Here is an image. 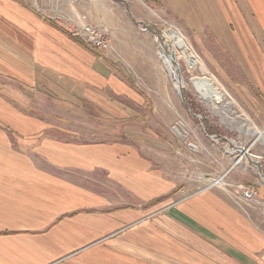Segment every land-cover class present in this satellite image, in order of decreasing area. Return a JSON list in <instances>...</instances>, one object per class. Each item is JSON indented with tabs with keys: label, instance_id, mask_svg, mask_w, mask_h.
<instances>
[{
	"label": "crops",
	"instance_id": "0c3cea01",
	"mask_svg": "<svg viewBox=\"0 0 264 264\" xmlns=\"http://www.w3.org/2000/svg\"><path fill=\"white\" fill-rule=\"evenodd\" d=\"M154 1L264 101V0ZM40 4L0 0V264H264V220L229 190L185 193L129 139L80 138L95 111L128 133L144 100Z\"/></svg>",
	"mask_w": 264,
	"mask_h": 264
},
{
	"label": "rangeland",
	"instance_id": "374dc122",
	"mask_svg": "<svg viewBox=\"0 0 264 264\" xmlns=\"http://www.w3.org/2000/svg\"><path fill=\"white\" fill-rule=\"evenodd\" d=\"M46 3L40 4L39 10L65 26H70L74 19L82 22L86 15L92 24L105 29L116 52H92L105 57L108 66L144 100V104H133L135 112L127 120L131 124L128 133L122 125L125 120H108L91 111L94 114L91 123L78 127L88 132L80 138L129 139L142 154L181 183L185 193L210 189L204 187L224 176L222 185L212 187L229 190L238 204L244 191L264 183V101L258 94L249 93L242 85L223 77L209 62L206 47L196 45L166 12L160 11L156 1L46 0ZM75 13L83 15L76 17ZM143 24L161 33L174 25L184 35L182 38L178 33H167L174 53L172 62L175 59L180 65L183 78L179 86L185 101L162 65L152 32L143 30ZM92 124H96V130ZM99 129L103 133L95 135ZM242 205L263 219L256 203Z\"/></svg>",
	"mask_w": 264,
	"mask_h": 264
},
{
	"label": "built area",
	"instance_id": "2783aa9c",
	"mask_svg": "<svg viewBox=\"0 0 264 264\" xmlns=\"http://www.w3.org/2000/svg\"><path fill=\"white\" fill-rule=\"evenodd\" d=\"M82 18H83L82 22L75 20V19L72 20L71 25H70L72 35L74 37L80 38L84 42L86 47L90 49L91 51L95 50V51H99L103 53H107V52L115 53L116 49L110 39V36L106 32V30L88 21L86 15H84ZM142 29L145 31L149 30L150 32H152L153 39L155 43L157 44L158 54L161 59L162 65L165 67V69L169 73L170 77L172 78L173 83L179 86L180 79L183 78L179 62L170 61L171 68L174 70L170 72L168 68V64L165 62L163 58L164 56L163 52L161 51L160 48L162 49L165 48L170 54L172 45H170L171 42L170 40H168L167 32H170L172 30H177V31H180V30L176 26L173 25L171 26V28L161 33V32L154 30L151 25H147V24H143ZM263 181H264V178H263ZM259 185L264 186V183H259ZM212 186H214L213 183H211V185H209L208 187H204V188H211ZM237 202L242 207H243L242 204H247L248 206H251L252 203H256L258 206H260L264 214V200H261L258 198L256 189L244 191L241 199L237 200ZM263 220H264V217H263Z\"/></svg>",
	"mask_w": 264,
	"mask_h": 264
},
{
	"label": "bare ground",
	"instance_id": "6f19581e",
	"mask_svg": "<svg viewBox=\"0 0 264 264\" xmlns=\"http://www.w3.org/2000/svg\"><path fill=\"white\" fill-rule=\"evenodd\" d=\"M171 32L178 33V34L181 35L182 38H185L184 35L182 34V32H180V31L172 30V31L167 32V33H171ZM168 40H169V37H168ZM171 48H172V47H171ZM160 49H161V51L163 52V55H164L163 58H164L165 62L171 66L170 61H172L173 56H174L173 50L171 49V50H170L171 53L169 54V53L166 52L167 50H166V51H165V50L163 51L162 48H160ZM165 54H166V55H165ZM174 61H175V59H174ZM176 62H177V61H176ZM169 65H168L169 71H170V72L174 71ZM180 83H181V81L179 82V84H180ZM175 86H178V85H175ZM179 89H180V86H178V90H179ZM223 177H224V176H223ZM223 177L221 176V177H219V178H215V179H213V185H215V186L222 185Z\"/></svg>",
	"mask_w": 264,
	"mask_h": 264
},
{
	"label": "trees",
	"instance_id": "16d2710c",
	"mask_svg": "<svg viewBox=\"0 0 264 264\" xmlns=\"http://www.w3.org/2000/svg\"><path fill=\"white\" fill-rule=\"evenodd\" d=\"M149 1H154V0H149ZM72 37L75 38V40H76L77 42L81 43L82 45H84V46L86 47V45L84 44V42H83L80 38H78V37H74L73 35H72Z\"/></svg>",
	"mask_w": 264,
	"mask_h": 264
},
{
	"label": "water",
	"instance_id": "95a60500",
	"mask_svg": "<svg viewBox=\"0 0 264 264\" xmlns=\"http://www.w3.org/2000/svg\"><path fill=\"white\" fill-rule=\"evenodd\" d=\"M180 94H181V96L183 97V100L185 101V98H184V96H183V92H182L181 89H180Z\"/></svg>",
	"mask_w": 264,
	"mask_h": 264
}]
</instances>
